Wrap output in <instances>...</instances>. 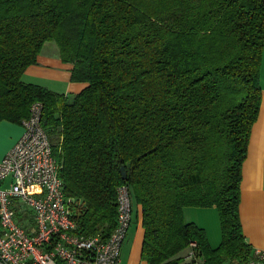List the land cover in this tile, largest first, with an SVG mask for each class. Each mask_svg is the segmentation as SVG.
<instances>
[{"label":"trees","instance_id":"16d2710c","mask_svg":"<svg viewBox=\"0 0 264 264\" xmlns=\"http://www.w3.org/2000/svg\"><path fill=\"white\" fill-rule=\"evenodd\" d=\"M48 42L87 85L73 100L22 80ZM263 55L264 0H0V121L43 104L83 235H111L128 185L142 261L188 264L196 242L204 264H246L241 179ZM185 207L217 208V248Z\"/></svg>","mask_w":264,"mask_h":264},{"label":"built area","instance_id":"2783aa9c","mask_svg":"<svg viewBox=\"0 0 264 264\" xmlns=\"http://www.w3.org/2000/svg\"><path fill=\"white\" fill-rule=\"evenodd\" d=\"M43 110L41 102L32 105L23 135L0 162V264H121L134 214L131 189H118L116 226L107 239L83 235L79 202L65 193ZM197 245L185 251L186 263L204 264ZM246 264H264V251Z\"/></svg>","mask_w":264,"mask_h":264},{"label":"crops","instance_id":"0c3cea01","mask_svg":"<svg viewBox=\"0 0 264 264\" xmlns=\"http://www.w3.org/2000/svg\"><path fill=\"white\" fill-rule=\"evenodd\" d=\"M54 42H48L42 48L38 56L37 63L30 66L24 74L22 80L26 84H32L44 87L52 92L62 94L67 99L73 100L86 87V83L73 82L72 70L73 64L61 61L59 48ZM257 125V124H256ZM254 126L253 129H255ZM24 133L22 124L12 123L6 120L0 121V162L5 158L13 146L18 142ZM263 133L257 128L254 138H250L247 158L242 169L241 183V203L240 218L243 225V232L247 244L253 252L256 250L264 251V145ZM251 142V144H250ZM140 213L137 239L129 257L128 264H147L142 261L141 252L144 238V229L142 227L141 207L138 206ZM213 208V207H212ZM208 208L185 207L183 210L184 221L194 223L207 232L205 225L199 218L189 219L194 213L202 212ZM214 209H217L214 207ZM207 235V233H206ZM210 246L215 249L219 243L212 244L207 235ZM221 244V243H220ZM185 253V252H184ZM181 254V256L184 255ZM185 264V263H184Z\"/></svg>","mask_w":264,"mask_h":264},{"label":"rangeland","instance_id":"374dc122","mask_svg":"<svg viewBox=\"0 0 264 264\" xmlns=\"http://www.w3.org/2000/svg\"><path fill=\"white\" fill-rule=\"evenodd\" d=\"M262 71H261V91H262V102H261V109H260V113L258 116V119L256 121V123L254 124V126H257L254 128H252V133H251V141L252 138H254V134H256L257 132V128H259L261 130V132L263 133V143L262 145H264V55H263V62H262ZM257 124V125H256ZM251 144V142H250ZM133 207H134V214H133V221L131 222V226L128 232V235L122 249V254H121V264H128L129 257L131 255L132 249L134 247L135 241L137 239V231H138V227H139V221H140V213H139V208L138 205L136 203H134L133 201ZM195 208V207H194ZM201 209V208H200ZM189 219H193V218H199L202 220V224L205 225L206 230H207V235L209 237V240L212 244H217V243H221L222 241V230H221V224H220V217H219V212L217 209L213 208H208L207 210H204L203 213L202 212H196L194 211V213Z\"/></svg>","mask_w":264,"mask_h":264},{"label":"water","instance_id":"95a60500","mask_svg":"<svg viewBox=\"0 0 264 264\" xmlns=\"http://www.w3.org/2000/svg\"><path fill=\"white\" fill-rule=\"evenodd\" d=\"M122 173V177L124 180H127L128 178V175H127V172H126V168L123 166L122 169H121V172Z\"/></svg>","mask_w":264,"mask_h":264}]
</instances>
